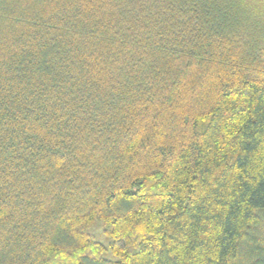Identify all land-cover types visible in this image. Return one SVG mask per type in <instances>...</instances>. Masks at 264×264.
<instances>
[{"label":"trees","instance_id":"1","mask_svg":"<svg viewBox=\"0 0 264 264\" xmlns=\"http://www.w3.org/2000/svg\"><path fill=\"white\" fill-rule=\"evenodd\" d=\"M0 264H264V0H0Z\"/></svg>","mask_w":264,"mask_h":264},{"label":"rangeland","instance_id":"2","mask_svg":"<svg viewBox=\"0 0 264 264\" xmlns=\"http://www.w3.org/2000/svg\"><path fill=\"white\" fill-rule=\"evenodd\" d=\"M96 233H99V232L97 231ZM104 236H105V235H104ZM104 236H103V237H104ZM104 239H105V237H104ZM99 241L104 242V243L107 244V240H106V241L99 240Z\"/></svg>","mask_w":264,"mask_h":264}]
</instances>
